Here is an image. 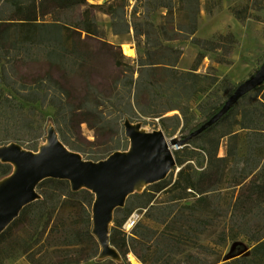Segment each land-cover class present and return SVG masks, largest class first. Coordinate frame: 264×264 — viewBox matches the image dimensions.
<instances>
[{
  "label": "trees",
  "instance_id": "obj_1",
  "mask_svg": "<svg viewBox=\"0 0 264 264\" xmlns=\"http://www.w3.org/2000/svg\"><path fill=\"white\" fill-rule=\"evenodd\" d=\"M208 2L206 0V6ZM200 3L201 0H104L100 3L88 0H3L0 4V123L15 130L6 134V138L1 137V143L15 141L27 149H38L40 144L35 138L41 132L25 112L23 102L49 103L62 120L71 113L73 115L69 107L71 102L66 98L71 73L64 71L56 78L50 69L55 66L72 72L74 66L81 65L84 58L87 60V54L88 58L91 57L92 54L84 50L83 43L100 41L96 25L98 12L110 16L115 34L128 31L132 24L136 34L149 37L152 33L159 35L164 28L163 23L156 25L149 20L153 11L163 8L166 22L172 25L171 31H176L173 35L177 39H187L197 29ZM77 8H80L78 17L72 15ZM127 16H130L131 24ZM193 41L200 48L208 49L224 41L223 46L230 54L229 44L237 40L230 32L218 34L216 40L193 37ZM100 43L101 50L113 61L114 74L123 63L120 45L107 41ZM151 51L148 52L153 57L147 66L149 75H154L162 67L168 71L174 69V62L159 59L165 53ZM177 51L179 56L180 51ZM203 55L199 53L200 58ZM34 62H46L50 69L42 74L30 71ZM190 74H193L190 70L179 72L180 83L186 89L197 85V93L220 79L214 76L203 78V85L202 81L188 84ZM251 78H254L255 85L241 94L215 123L187 141L195 146L189 154L185 158L175 155L176 165L181 167L174 180L165 177L128 195L146 196L141 204L147 209L144 215L149 222L138 220L128 241L124 237L122 241L117 239L114 231L110 233L109 239L121 256L131 251L142 264H209L215 250L199 240L200 234L218 226L216 244L240 235L252 241L248 255L237 256L223 264H264V92L257 104L243 105L240 111L237 109L240 99H246L251 90L264 85V62L248 78L232 87L225 100L211 104L204 120L192 126L189 133L216 114L233 91ZM116 80L117 77L112 82ZM126 81L135 86L137 105H140V96L151 99L153 81L133 79L132 76ZM83 82L86 83L87 110L95 111L107 95L99 89L91 74L84 76ZM238 113L241 118L237 123L240 131H244L243 145L238 146L236 140L240 135L235 131L228 142L227 154L219 156L220 138L216 140L209 134L221 123H232ZM56 129L61 141L72 150L81 151L68 140L64 131ZM25 134H31L32 138L25 139ZM198 138L204 139V143L196 144ZM85 159L104 158L95 155ZM11 172L12 164L0 161V179ZM37 190L41 197L25 205L19 216L0 233V264L23 255L31 264H86L91 260L94 264H130L111 257H99V243L92 233L93 192L86 188L73 191L67 179L52 177L40 181ZM158 193L169 198L150 204ZM187 197L188 202H178ZM115 210L116 213L122 210L125 213L121 219L113 217L114 229L120 228L131 213L129 207ZM151 222L162 227L159 235Z\"/></svg>",
  "mask_w": 264,
  "mask_h": 264
},
{
  "label": "rangeland",
  "instance_id": "obj_2",
  "mask_svg": "<svg viewBox=\"0 0 264 264\" xmlns=\"http://www.w3.org/2000/svg\"><path fill=\"white\" fill-rule=\"evenodd\" d=\"M88 1L100 3L104 0ZM1 2L3 0H0V4ZM199 8L197 29L187 39H177L176 35H173V32L176 31H171L172 25L166 22L165 9L163 8L158 7L157 10L153 11L149 20L156 25L163 23L164 28L159 35L154 36L152 33L149 37L135 33L130 16H127L131 24L129 30L115 34L110 16L104 12H98L96 19L98 40L120 45V51L123 54L121 58L123 63L114 74L112 73L114 68H112L113 61L110 55L101 50L102 43L100 41L94 40H88L87 44L83 43L86 53L90 52L92 55L88 58L87 54V60L84 58L81 65L74 66L72 72L70 69H58L55 66L50 69V65L46 62L32 63L29 70L38 74L46 72V69L52 70L56 78L64 71L71 73V80L66 85L69 93L66 98L67 101L70 100L71 102L69 107L73 115L71 113L66 120L60 119L54 106L49 103L23 102L25 112L33 121V125L39 127L41 132V135L35 138L38 143L46 142V126L52 123L67 134L68 140L80 148L84 158L95 155L106 158L110 152L128 148L129 139L124 133L123 120L129 118L132 122L139 121L145 131L163 130L174 156L178 154L185 158L189 154V150L195 147L194 144L187 143L175 147L172 145V141L183 139L192 126L204 120L211 104H218L225 100L232 87L248 78L264 62V0H219V2L209 0L207 6L206 0H201ZM79 11L80 8H77L72 15L78 17ZM139 20L141 21V18ZM174 27H176V23H174ZM230 32L237 40L236 43L229 44V47L231 46L230 54L226 52L225 46H223L226 44L224 41L211 49L200 48L193 41V37L216 40L218 34ZM124 45L132 48L131 55L125 52ZM147 49L150 51H146ZM151 50L165 53L159 59H163L167 63L174 62V69L168 71L162 67L154 75H149L147 66L153 60L150 54ZM177 50L180 51L179 56H177ZM199 53L204 54L202 58L199 57ZM131 67L133 69L130 70ZM188 70L193 73L188 77V84L202 81L203 85V78L208 79L214 76H218L220 79L213 85L203 87V91L197 93V85L186 89L180 83L179 72ZM89 74H91L94 82H97L99 89L107 95L104 101H100L95 111L87 110V102H85L86 98L84 97L86 83L83 82V77L89 76ZM131 76L133 79L140 78V80L150 79L153 81L151 99L140 96L138 99L140 105H137L134 96L135 86H130L126 81ZM115 77L117 80L113 83ZM263 92L264 85L251 90L246 99L239 100L238 111L242 109L243 105L257 104L261 100ZM31 111L34 113L31 114ZM240 118L241 115L238 113L232 123H221L214 131L210 132L209 136L212 138L216 140L220 138L219 156L227 154L228 142L231 134L235 131L240 132H238L240 136L236 140L238 146L241 148L243 145L244 131H240V124L237 123ZM14 130V128L4 127L0 123V138H6L8 136L6 134H10ZM230 131L232 132L226 134ZM21 133H24V130ZM30 135L25 134L23 137L31 139L32 136ZM1 142L0 140V144H2ZM203 143L204 139H196V144ZM68 147L70 148V146ZM180 167L181 165L177 164L166 178L174 180L177 169ZM145 198L146 196L140 198L136 195L128 197L122 207L131 208V213L136 209L141 211L143 215L140 220L149 222L144 215L147 209L141 204ZM168 198L166 194L158 193L150 204L157 203L155 200H167ZM178 202H188V197L178 200ZM124 213V210L115 212L114 216L121 219ZM150 224L156 230V235H159L162 227L152 222ZM109 225L110 233L114 231L117 239L122 241L124 237L127 241L129 240L130 235L124 231L123 224L120 228L114 229L115 222L112 220ZM218 231L219 227L215 226L210 228L208 232L200 234L199 240L215 250V253L210 257L209 264H223V262L237 256L249 254L252 241L248 240L246 236L240 235L234 239H227L222 244H216L214 240L217 239ZM185 248L188 249L189 247L186 246ZM123 260L130 264H142L131 251L121 256L120 261ZM3 264L31 263L23 255L9 258ZM86 264H94V261L91 260Z\"/></svg>",
  "mask_w": 264,
  "mask_h": 264
},
{
  "label": "water",
  "instance_id": "obj_3",
  "mask_svg": "<svg viewBox=\"0 0 264 264\" xmlns=\"http://www.w3.org/2000/svg\"><path fill=\"white\" fill-rule=\"evenodd\" d=\"M253 80L240 84L216 114L183 139L172 141V145L186 144L215 123L241 94L255 85ZM123 124L129 139L128 148L110 152L100 160L85 159L79 151L69 148L60 140L52 123L46 126V142L37 150L27 149L15 141L0 144V161L12 164V172L0 179V233L19 216L25 205L41 197L37 190L40 181L49 177L67 179L71 190L86 188L94 194L91 221L92 233L100 247L99 257L120 261L121 254L109 239V223L115 209L124 206L128 195L162 181L176 167L163 130L145 131L139 121L132 122L129 118H125Z\"/></svg>",
  "mask_w": 264,
  "mask_h": 264
},
{
  "label": "built area",
  "instance_id": "obj_4",
  "mask_svg": "<svg viewBox=\"0 0 264 264\" xmlns=\"http://www.w3.org/2000/svg\"><path fill=\"white\" fill-rule=\"evenodd\" d=\"M143 213L136 209V211L132 212L122 223L123 229L127 234H131L133 228L136 226V223L142 217Z\"/></svg>",
  "mask_w": 264,
  "mask_h": 264
},
{
  "label": "bare ground",
  "instance_id": "obj_5",
  "mask_svg": "<svg viewBox=\"0 0 264 264\" xmlns=\"http://www.w3.org/2000/svg\"><path fill=\"white\" fill-rule=\"evenodd\" d=\"M123 49L125 50L126 53H128V54H130V55L132 54V53H131V52H132V48L129 47L128 45H124Z\"/></svg>",
  "mask_w": 264,
  "mask_h": 264
}]
</instances>
